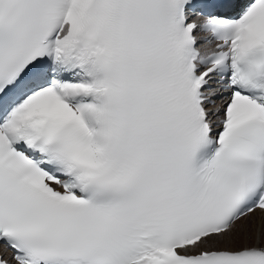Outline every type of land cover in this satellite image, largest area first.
I'll use <instances>...</instances> for the list:
<instances>
[{"label": "snow or ice", "instance_id": "snow-or-ice-1", "mask_svg": "<svg viewBox=\"0 0 264 264\" xmlns=\"http://www.w3.org/2000/svg\"><path fill=\"white\" fill-rule=\"evenodd\" d=\"M0 264H264V0H0Z\"/></svg>", "mask_w": 264, "mask_h": 264}]
</instances>
